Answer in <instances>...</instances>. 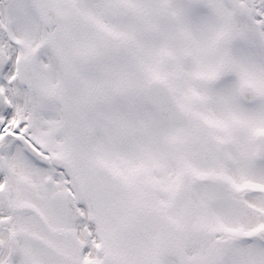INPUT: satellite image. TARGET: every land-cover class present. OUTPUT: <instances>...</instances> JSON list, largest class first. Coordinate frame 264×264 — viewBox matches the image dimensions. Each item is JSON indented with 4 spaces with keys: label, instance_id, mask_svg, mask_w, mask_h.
<instances>
[{
    "label": "snow or ice",
    "instance_id": "1",
    "mask_svg": "<svg viewBox=\"0 0 264 264\" xmlns=\"http://www.w3.org/2000/svg\"><path fill=\"white\" fill-rule=\"evenodd\" d=\"M0 264H264V0H0Z\"/></svg>",
    "mask_w": 264,
    "mask_h": 264
}]
</instances>
